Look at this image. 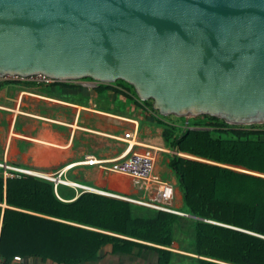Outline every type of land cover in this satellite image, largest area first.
<instances>
[{"label": "water", "instance_id": "1", "mask_svg": "<svg viewBox=\"0 0 264 264\" xmlns=\"http://www.w3.org/2000/svg\"><path fill=\"white\" fill-rule=\"evenodd\" d=\"M34 75L124 81L186 129L264 125V0H0V80Z\"/></svg>", "mask_w": 264, "mask_h": 264}, {"label": "trees", "instance_id": "2", "mask_svg": "<svg viewBox=\"0 0 264 264\" xmlns=\"http://www.w3.org/2000/svg\"><path fill=\"white\" fill-rule=\"evenodd\" d=\"M95 91L132 101L163 125L167 147L198 159H170L186 215L88 192L65 202L51 182L0 178V259L81 264L112 247L114 254L154 251L159 264H264V125L234 126L205 115L186 129L184 119L160 116L124 81ZM175 242L184 253L170 250Z\"/></svg>", "mask_w": 264, "mask_h": 264}, {"label": "crops", "instance_id": "3", "mask_svg": "<svg viewBox=\"0 0 264 264\" xmlns=\"http://www.w3.org/2000/svg\"><path fill=\"white\" fill-rule=\"evenodd\" d=\"M97 87L85 79L51 85L30 80H0V162L49 176L63 173V178L68 181L100 192L150 200L158 197L153 186L144 190L131 177L97 164L88 165L86 161L91 156L96 160H114L124 154H142L151 150L153 173L175 189L173 199L166 206L182 213L184 204L179 179L169 166L171 157L177 156V152L171 155L170 150L178 149L166 146L163 125L132 101L133 106L126 107V111L116 108L124 106L120 99L123 97L109 92L98 93L95 91ZM126 134H131V138L125 139ZM51 183L58 198L65 202H72L85 193L80 188ZM172 204L176 209L170 207ZM3 207L8 206L3 204ZM180 247L175 242L170 250L184 253ZM1 262L4 260L0 259ZM12 264L56 263L23 257L22 261H13ZM81 264H159V255L138 249L130 255L114 254L112 247H106L98 261Z\"/></svg>", "mask_w": 264, "mask_h": 264}, {"label": "built area", "instance_id": "4", "mask_svg": "<svg viewBox=\"0 0 264 264\" xmlns=\"http://www.w3.org/2000/svg\"><path fill=\"white\" fill-rule=\"evenodd\" d=\"M6 79L30 80L34 83L45 84V85H51L54 84L55 82H58L44 75H34L27 78L15 76V77H8ZM96 85L99 84L96 83ZM124 138L130 139L131 134H126ZM86 163L88 165L97 164L101 166L103 169L113 170L120 174L127 175L131 177L135 181V183L144 190H149L153 186L158 193V197L151 198L150 200H140L136 198L125 197V196L110 194L106 192H100L92 187L84 186L78 183L68 181L67 179L63 178V173H60L57 176H49L32 169L22 168L4 162H0V177H2L5 181L10 179H22L25 177L40 178L54 182L56 186L62 184L74 188H80L85 192L98 193L112 198L138 204L141 206L153 208L156 210L176 213L180 215H186L184 213H179L175 210H172L171 208L166 206V204L173 199L175 194V189L170 183L162 181L158 176H156L153 173L154 158H153V152L151 150H148L142 154L139 153H134L132 155L124 154L114 160H96L95 157L91 156L90 158L87 159ZM14 260L22 261L23 258L20 256H14ZM1 264H4V262H1Z\"/></svg>", "mask_w": 264, "mask_h": 264}, {"label": "rangeland", "instance_id": "5", "mask_svg": "<svg viewBox=\"0 0 264 264\" xmlns=\"http://www.w3.org/2000/svg\"><path fill=\"white\" fill-rule=\"evenodd\" d=\"M90 82H92V85H96V83L94 82V81H91L90 80ZM121 99V101L122 102H124V106H116V108H118V109H120V110H124V111H126L127 110V108L126 107H132L133 105H132V102L131 101H129V100H126V99H124V98H120ZM106 106H108V105H106ZM107 108H115L114 106H112V105H109ZM116 110V109H115ZM171 152V155H175L174 154V152H177V156H179V157H183V158H187V159H193V160H198L197 158H193L192 156H189V155H186V154H183V153H181V152H179V150H177V151H175V150H170ZM180 153V155H178ZM102 188H104L103 186H101ZM170 207H173V208H175L176 209V207H175V205L174 204H172V205H170ZM182 210H183V208H181ZM179 249V248H178Z\"/></svg>", "mask_w": 264, "mask_h": 264}]
</instances>
